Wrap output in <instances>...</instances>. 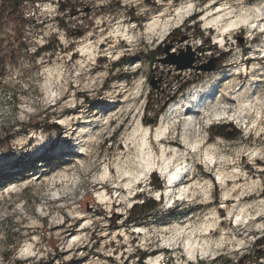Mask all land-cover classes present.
Wrapping results in <instances>:
<instances>
[{
	"label": "rangeland",
	"instance_id": "1",
	"mask_svg": "<svg viewBox=\"0 0 264 264\" xmlns=\"http://www.w3.org/2000/svg\"><path fill=\"white\" fill-rule=\"evenodd\" d=\"M190 1L24 0L29 14L18 21L15 1L0 0V264H140L142 256V264H264L255 258L264 254V32L235 28L220 47L216 24L200 22L211 0H195L194 12L160 39L161 26ZM222 2L238 16L264 5ZM155 17L159 28L149 36ZM88 45L91 57L82 52ZM163 59L195 60L199 70L178 71ZM212 62L214 71L201 70ZM237 67L248 75L229 77ZM215 82L220 94L197 128L185 124L192 107L171 116L174 104ZM239 95L253 107L246 118ZM220 100L225 119L215 117ZM160 122L185 180L160 199L156 171L131 193L118 187L120 167H138L128 136L139 123ZM196 142L195 154L186 143ZM107 167L115 178L101 182ZM104 191L112 209L98 200ZM150 199L154 212L132 213ZM189 239L210 252L191 257Z\"/></svg>",
	"mask_w": 264,
	"mask_h": 264
},
{
	"label": "bare ground",
	"instance_id": "2",
	"mask_svg": "<svg viewBox=\"0 0 264 264\" xmlns=\"http://www.w3.org/2000/svg\"><path fill=\"white\" fill-rule=\"evenodd\" d=\"M195 7H196L195 0L190 1V3L186 5L178 7L173 12L172 17L168 18L166 22L161 26V33L159 34V38L162 39L163 41L166 40L170 31L173 30L175 27H179L185 21L187 16H189L194 11ZM207 7L209 9L205 12V14L202 15V19L200 22L203 23L206 27L211 26V25L213 26L214 24H216L215 25L217 26L216 29L219 32V36L216 39L217 41L216 45L219 44L220 47H223L226 44L225 35H227L231 30L235 28H239V27L246 26L247 24H249L251 25L252 28L254 27L260 28L264 32V5L261 8H256L249 15H239V16L237 15V13L234 12L233 8L228 7V4H224L222 0H211ZM161 16L163 15L160 14L159 17L161 18ZM158 28H159V20H158V17H155L148 24V27L146 29V34L149 36L155 35L156 32L158 31ZM92 48L93 47H91L90 45L83 47L82 49L83 54H88V56L90 57L93 56ZM212 51H214V48L211 47L207 53H204L203 51H199V54H201L200 55L201 57H205L206 54L207 55L212 54ZM243 75H248L247 68L237 67L236 69L231 70L229 77L230 76L236 77V76H243ZM218 77L220 79L227 78L226 76H222V75H219ZM216 83L217 82L212 84V86L210 88H207L206 91L203 89L205 88L204 87L205 85L202 84L201 91H199V88H198V90L195 91L192 97L188 98L185 101L182 100L183 102L178 101L179 103L174 104L173 107L171 106L172 107V109L170 110L171 116L174 117V119L180 118L181 116H184L185 114L184 111L186 112V116H188L190 111L189 110L186 111V110L192 107L193 112L190 115V118H187L188 120L185 121V124L189 126L188 128H190L191 126H194L197 128L198 123L200 121V117L204 115L205 112L211 108V106H213L212 103H209V101L212 102L213 98L215 96L217 97L220 94V92L216 90V85H217ZM170 94H172L171 90L168 92V96ZM244 100L245 98L241 97V95L235 98V101L241 102V105L239 108L241 112L240 116L246 118V116L251 115L253 107L249 103H246V101L244 102ZM222 103L223 102H221V100L215 102V105H217L215 117L220 118V119H225L229 115V111H228L229 108L227 106H224L223 109L220 108V105ZM201 107H202L201 111L199 113H196L197 109ZM184 108H187V109L183 110ZM255 109L258 110L257 104L255 106ZM257 122L258 121H256V123ZM191 130L192 129H187V134H188V131L190 132ZM170 134H171L170 128L167 127L162 122H160L159 125L155 127V129L152 128L151 126H145L143 123H139L134 128V130L128 136L125 142V145L128 151H131L133 148L136 149L137 155H138L137 157L138 167H137V170L135 169L127 170V169H124L123 167H120V170L118 171L119 177L116 180V182L114 181L115 183H119L118 187L121 185L128 192L130 191L133 192L135 185L139 181H145L146 178L150 174L154 173L155 171L156 173H160L164 175L165 177L168 176L170 180L172 181H175L179 177L185 175V172L187 171V170H184L185 163L179 164L178 162L176 164L175 163L173 164V159L178 156L179 151L176 149H173V146H174L173 142L171 141L169 142L166 140ZM189 134H192V133H189ZM186 145H188V147L190 146L192 151L195 154L200 152V148L202 146L200 142L198 143L196 142L193 144L186 143ZM206 155L207 157H210L213 154L211 152H207ZM180 156L182 155H179V157ZM104 170L105 171L103 172L99 180L105 183L112 182V180L115 178L112 170L109 167H107ZM226 179H225V175L223 176V173L221 172L219 174V181L221 183H225ZM106 187H103L102 189L108 190V188ZM171 190L172 189H170L169 187L168 188L166 187L164 191H161V192L159 191L158 195L160 197L161 196L163 197L164 195L169 197L171 195ZM171 199L172 197L169 200ZM98 200L100 201V204L102 205H108V206L110 205L109 207L111 209L114 207V200L113 198L108 197L107 191L100 193L98 196ZM121 200L125 201L123 198ZM187 243L189 247L188 253L193 258H196V257L198 258L199 253L202 255H205L210 252L209 247H203V245L199 247L197 242H192L190 239L187 241ZM28 250H29V247L26 251ZM158 262H159V258H156V259H152L150 263L160 264Z\"/></svg>",
	"mask_w": 264,
	"mask_h": 264
},
{
	"label": "trees",
	"instance_id": "3",
	"mask_svg": "<svg viewBox=\"0 0 264 264\" xmlns=\"http://www.w3.org/2000/svg\"><path fill=\"white\" fill-rule=\"evenodd\" d=\"M13 1H15L14 2V8L10 12H14V13L19 14L18 21H26V20H22L23 17L25 16V14H29V13H25V11L23 10L24 8L22 6L24 5V2H23L24 0H9V3H12ZM40 1H44V0H40ZM164 1H169V0H164ZM6 4H8V2ZM5 9H6V6L4 7L3 11H5ZM0 13H2V11H0ZM47 49L45 48V50H47ZM16 100H17V97L15 98V101ZM55 129L60 131V128L57 126H55ZM225 132H226V130L223 131L221 134H217V135L224 137L223 133H225ZM155 180H156L155 181L156 183H155L154 187L157 190H163V187H162L163 183L157 179V176H155ZM157 208H158V203L155 201H151V199H150L148 201H144L142 204L134 205L132 208V213L137 215V217L141 219L144 216H148L149 214L154 212ZM171 213H173V211H171L169 214H171ZM255 258L256 259H262V258H264V254L257 255ZM144 259H145V256H142L140 258V260H141L140 264H142V261H144Z\"/></svg>",
	"mask_w": 264,
	"mask_h": 264
},
{
	"label": "water",
	"instance_id": "4",
	"mask_svg": "<svg viewBox=\"0 0 264 264\" xmlns=\"http://www.w3.org/2000/svg\"><path fill=\"white\" fill-rule=\"evenodd\" d=\"M164 48H165V53L169 54L170 45H166ZM163 63H165V64L169 63L171 65L177 66L178 71H185V70H188V69L197 68L196 66H194L195 60H185V61L176 60L175 61V60H172V59H168V60H164L163 59ZM215 68H216L215 67V62H212L209 66L202 67L201 70L205 71V72H212V71L215 70Z\"/></svg>",
	"mask_w": 264,
	"mask_h": 264
}]
</instances>
